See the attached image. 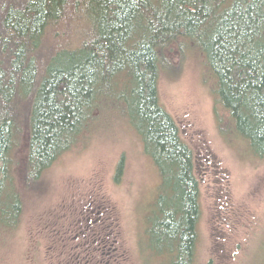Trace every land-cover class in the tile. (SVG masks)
I'll use <instances>...</instances> for the list:
<instances>
[{
    "label": "trees",
    "instance_id": "trees-1",
    "mask_svg": "<svg viewBox=\"0 0 264 264\" xmlns=\"http://www.w3.org/2000/svg\"><path fill=\"white\" fill-rule=\"evenodd\" d=\"M8 1L0 4V233L18 230L27 192L110 118L141 140L160 174L147 262L198 264L196 154L161 102L160 74L173 47L201 50L217 80L220 133L263 157L264 0ZM124 169L122 159L116 183Z\"/></svg>",
    "mask_w": 264,
    "mask_h": 264
},
{
    "label": "rangeland",
    "instance_id": "rangeland-1",
    "mask_svg": "<svg viewBox=\"0 0 264 264\" xmlns=\"http://www.w3.org/2000/svg\"><path fill=\"white\" fill-rule=\"evenodd\" d=\"M216 87L201 50L173 47L159 93L196 154L198 264H264V156L240 136L220 133ZM159 184L141 140L113 119L102 120L27 192L20 227L0 233V264H155L147 262L143 237Z\"/></svg>",
    "mask_w": 264,
    "mask_h": 264
}]
</instances>
